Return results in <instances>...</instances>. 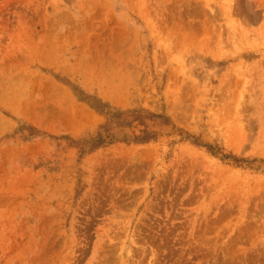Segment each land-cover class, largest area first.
Instances as JSON below:
<instances>
[{
  "label": "rangeland",
  "instance_id": "374dc122",
  "mask_svg": "<svg viewBox=\"0 0 264 264\" xmlns=\"http://www.w3.org/2000/svg\"><path fill=\"white\" fill-rule=\"evenodd\" d=\"M0 264H264V0H0Z\"/></svg>",
  "mask_w": 264,
  "mask_h": 264
}]
</instances>
